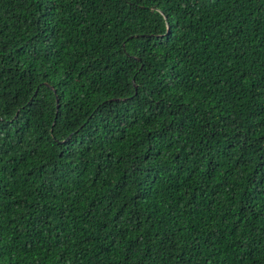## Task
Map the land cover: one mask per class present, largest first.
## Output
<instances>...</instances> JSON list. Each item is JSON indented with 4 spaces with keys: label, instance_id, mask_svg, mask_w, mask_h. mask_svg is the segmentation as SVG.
<instances>
[{
    "label": "trees",
    "instance_id": "1",
    "mask_svg": "<svg viewBox=\"0 0 264 264\" xmlns=\"http://www.w3.org/2000/svg\"><path fill=\"white\" fill-rule=\"evenodd\" d=\"M0 264H264V0H0Z\"/></svg>",
    "mask_w": 264,
    "mask_h": 264
}]
</instances>
